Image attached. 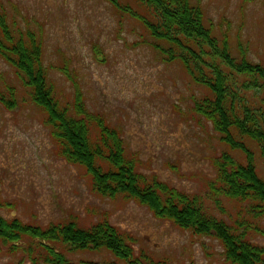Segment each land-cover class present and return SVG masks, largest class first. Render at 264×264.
<instances>
[{
	"label": "rangeland",
	"instance_id": "374dc122",
	"mask_svg": "<svg viewBox=\"0 0 264 264\" xmlns=\"http://www.w3.org/2000/svg\"><path fill=\"white\" fill-rule=\"evenodd\" d=\"M116 2L119 8L107 0H0V13L10 27L30 31L41 43L42 63L61 107L71 106L80 92L86 108L120 134L138 173L197 198L207 215L264 248V216L255 217L252 204L219 193L217 159L224 154L239 164L245 159L194 112V102L209 92L193 83L180 62L167 61L156 49L168 45L153 40L131 16L153 22L140 4ZM190 4L201 11L212 36L227 42L233 58L244 54L264 68V0ZM97 134L93 125L91 139ZM236 139L253 153L264 183L259 148ZM0 216L41 228L73 222L84 229L105 221L128 240L135 264H229L219 241L158 219L134 200L97 195L86 171L62 157L45 113L1 57ZM21 256L0 247V264H27ZM65 256L75 264H127L104 250Z\"/></svg>",
	"mask_w": 264,
	"mask_h": 264
},
{
	"label": "trees",
	"instance_id": "16d2710c",
	"mask_svg": "<svg viewBox=\"0 0 264 264\" xmlns=\"http://www.w3.org/2000/svg\"><path fill=\"white\" fill-rule=\"evenodd\" d=\"M119 8L116 0H107ZM153 22L132 13L150 37L168 45L158 48L167 61H178L194 84L210 97L194 102L193 110L211 123L220 141L245 159L239 164L224 154L217 159L219 193L230 200L252 204L255 217L264 216V183L255 170L254 155L236 136L259 148L264 160V68L250 64L244 54L236 60L226 41L219 42L205 28L203 16L190 0H135ZM0 57L21 77L32 103L46 115V123L61 148L62 157L82 167L93 191L103 198L123 196L145 206L156 218L172 221L198 237L219 241L229 264H264V248L252 245L224 222L207 215L197 198L185 196L138 173L125 154L120 134L85 106L80 92L71 106L61 107L42 63L41 43L30 31L11 27L0 13ZM5 106L12 102L1 100ZM95 125L98 134L91 139ZM0 247L10 255L22 254L27 264H75L65 253L109 252L116 260L135 264L128 240L103 221L88 228L75 223L46 228L0 216ZM21 264V262H19Z\"/></svg>",
	"mask_w": 264,
	"mask_h": 264
}]
</instances>
